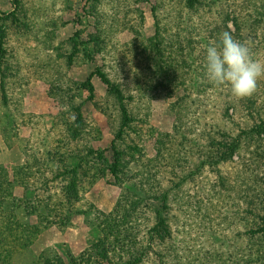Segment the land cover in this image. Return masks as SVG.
<instances>
[{
	"label": "trees",
	"instance_id": "1",
	"mask_svg": "<svg viewBox=\"0 0 264 264\" xmlns=\"http://www.w3.org/2000/svg\"><path fill=\"white\" fill-rule=\"evenodd\" d=\"M153 4L152 40L139 37L129 46L114 42L115 36L111 37L116 30L108 24L100 25L97 34L85 43L94 48L87 59L94 60L95 55H100L105 61L108 55L112 56L111 64H118L119 73L114 78L106 65L98 67L83 83L81 94L78 91L69 94V109L62 111L50 127L56 138L50 147L24 151L19 179L25 190L40 198L34 208L43 219L46 217L41 207L58 219L72 216L76 204L98 180L117 187L121 194L125 191L122 208L116 207L102 219L98 215L101 220L96 242L80 256L69 252L64 260L67 264H106L109 261L110 264L123 261L122 264H150L153 242L159 246L158 257L170 261L167 264H264V151L261 150L264 146V78L251 97L237 102L227 87L216 89L204 75L205 49L210 44L219 45L223 31H229L242 43L246 41L253 57L260 49L259 34L246 35L249 39L246 40L238 18L233 21L237 29L233 34L228 25L231 16L224 6L218 11V20L211 21L215 10L208 0H196L197 6L185 15L184 26L182 13H176L179 22L175 21L174 27L170 25L172 14L161 11V1ZM261 11L252 15L254 22H264V8ZM93 13L98 12L94 9ZM74 46L78 50L82 44ZM174 47L187 50L189 62H184L187 68L182 61L162 64V58ZM178 75H182L180 81ZM95 77L105 88L102 97L93 82ZM170 81L176 93L181 89L189 92V101L193 104H187L186 98L176 100L172 106L173 133H159L150 123L151 104L161 84ZM209 90L218 91L217 96L228 93L227 100L213 106V99L207 95ZM82 93L85 101H82ZM5 99L9 101L8 96ZM86 103L93 112L107 119L112 136L108 148L99 149L101 147L96 145L103 139L104 132L94 118L85 115ZM220 108H224V113H218ZM233 108H239L240 118H243L237 123L238 133L229 131L228 126L227 129L221 127L223 117L229 118L231 124L229 114ZM193 128L197 132L188 136L187 132H192ZM184 130L185 137L180 138ZM184 139L191 144V150L181 155L185 160L176 165L167 154L174 155L173 148ZM152 151L155 155L150 158L148 154ZM236 156L240 162L235 172L240 174L241 168L246 175L244 196H239L238 187L236 192L230 187L237 182L228 181L221 170L222 166L237 163ZM9 176V171L0 164V201ZM202 176L204 180L198 185L197 179ZM189 184L195 186L187 187ZM219 189L227 192L228 204L222 200L223 212L214 206L201 215V221L194 227V220L190 222L194 208L206 204L211 207L212 202L205 192L219 193ZM184 194L189 198H180ZM232 194L239 196L236 201ZM199 196L205 197L199 199ZM239 200H243L242 210L234 206ZM96 209L92 204L85 215L91 216ZM23 239L15 218L0 223V264H11L22 252ZM198 240L201 242H196ZM117 252H122L119 260ZM47 264L53 263L48 261Z\"/></svg>",
	"mask_w": 264,
	"mask_h": 264
},
{
	"label": "rangeland",
	"instance_id": "2",
	"mask_svg": "<svg viewBox=\"0 0 264 264\" xmlns=\"http://www.w3.org/2000/svg\"><path fill=\"white\" fill-rule=\"evenodd\" d=\"M160 1L163 6L161 11L172 14L170 23L172 27L175 26V21L176 24L179 22L176 13H182L181 22L184 26L187 11L197 6L196 0ZM156 2L158 3L159 0H153L152 3L143 0H0V150H2L0 164L10 174L3 185L0 223L15 218L24 237L22 252L11 264H47L48 261L53 264H67L64 260L67 259L69 252L80 256V253L96 242L100 220L111 214L116 207L120 209L124 206L125 191L121 194L117 187L107 185L104 180H98L90 185L82 200L76 204V212L72 216L58 219L41 207L40 210L46 217L43 219L40 211L36 212L34 208L37 199L40 198L25 190L19 179L18 170L25 160L24 151L50 147L52 140L56 138L54 131H50L52 122L61 116L62 111L69 109L67 97L76 91L81 94L83 83L96 71V68L106 65V70L112 71L114 78L119 73L118 64H111L112 56L108 55L105 61L100 55L97 57L95 55L94 60L87 59V54H90L94 48L85 43L97 34L100 25L103 27L108 24L114 26L116 30L111 37L115 36L112 40L114 42L129 46L139 37L146 41L152 40L155 25L153 3ZM208 2L215 10V16L210 17L211 21L218 20V11L224 6L231 16L228 25L233 34H236L237 30L233 21L237 18L242 26V36L259 34L257 41L260 49L253 58L260 62L261 59L264 60V22H254L252 17L262 12L264 7L260 4H264V0H208ZM94 9L98 13H93ZM247 36L245 38L249 40ZM79 43L82 46L75 50L74 45ZM243 43L246 44V41ZM182 50L183 48L179 47L171 50L162 58V64L182 61L184 68H187L188 66L184 65V62H189L187 50ZM189 54L194 55L190 52ZM192 70H195V67ZM178 77L180 81L182 75ZM93 82L96 84L98 95L102 97L105 92L102 82L98 77H95ZM174 88L171 81L166 85L161 84L156 92L157 97L151 104L150 123L159 133H173L175 118L172 106L176 100L186 98L187 104H193L189 101L191 98L188 96L189 92L181 89L180 93H176ZM217 92L211 90L207 92V95L213 99L211 100L213 106H220L227 100L228 93L217 96ZM196 93L197 91L192 92L193 95ZM6 96L9 101L5 99ZM82 101H85L84 93H82ZM223 109H218V113H224ZM83 111L87 117L94 118L104 132L103 139L96 145L101 147L99 149L108 148L112 136L107 119L93 112L88 103L84 105ZM240 112L239 108L231 109L229 114L231 124L228 122L229 118L223 117L221 127L227 129L228 126L229 131L238 133L237 123L243 119L240 118ZM196 132L197 130L193 128L192 132H187V135L193 136ZM184 137L185 130L181 132L180 138ZM173 149L174 155L167 154V156H172L173 158L169 157V160L172 159L177 165L178 162L182 163L185 160L181 155L191 150V144L184 139ZM261 150L264 151V146ZM154 155V151L148 154L150 158ZM234 160L237 163L221 167L222 174L228 181L237 182L230 187L235 192L238 187L239 196H244L246 175L241 168L240 174L235 172V168L239 169V156ZM69 163L72 165L73 161L70 160ZM203 180V176L199 177L197 184ZM218 191L219 193L205 192L212 202L209 203L211 207L206 204L204 207L194 208L195 214L190 220V222L194 220V227H197L196 223L201 221V215L208 213L214 206L216 210L223 212L222 200L227 203V192L220 189ZM232 196L235 201L239 197L237 194ZM180 198L189 197L184 194ZM203 198L199 196V199ZM242 201L234 203V206L242 210L244 208ZM92 204L96 205V211L91 216L85 215ZM178 209L175 207V210ZM216 214L219 212L217 211ZM191 216L190 213V219ZM157 246L158 244L153 242L149 256L150 264H167V258L158 257L159 246ZM121 255L122 252L116 253L117 260ZM106 264H110V261Z\"/></svg>",
	"mask_w": 264,
	"mask_h": 264
},
{
	"label": "clouds",
	"instance_id": "3",
	"mask_svg": "<svg viewBox=\"0 0 264 264\" xmlns=\"http://www.w3.org/2000/svg\"><path fill=\"white\" fill-rule=\"evenodd\" d=\"M204 75L216 88L227 87L237 101L251 97L264 78V63L255 60L250 48L223 31L219 45L205 49Z\"/></svg>",
	"mask_w": 264,
	"mask_h": 264
}]
</instances>
